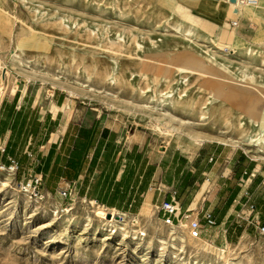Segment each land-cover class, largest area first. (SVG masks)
Returning <instances> with one entry per match:
<instances>
[{
  "label": "rangeland",
  "instance_id": "374dc122",
  "mask_svg": "<svg viewBox=\"0 0 264 264\" xmlns=\"http://www.w3.org/2000/svg\"><path fill=\"white\" fill-rule=\"evenodd\" d=\"M218 1L0 0V101L32 90L48 107L54 92L64 93L109 125L148 133L170 150L191 155L220 142L264 157L263 147L247 143L261 133L262 122L247 111L264 92V8L250 17L254 29L236 35L225 28L220 38L224 30L213 32L191 8L178 7L197 3L208 15ZM178 25L196 35L189 40ZM191 52L241 80L235 94L218 96L211 76L180 71ZM29 158L16 174L0 175V264H264V234L227 242L209 229L194 239L186 226L165 225L159 208L121 213L118 224L98 217L95 202L60 196V188L50 193L43 184L42 197H31L19 186L32 176L24 175Z\"/></svg>",
  "mask_w": 264,
  "mask_h": 264
},
{
  "label": "crops",
  "instance_id": "0c3cea01",
  "mask_svg": "<svg viewBox=\"0 0 264 264\" xmlns=\"http://www.w3.org/2000/svg\"><path fill=\"white\" fill-rule=\"evenodd\" d=\"M229 1L219 0L208 15L199 13L197 3L178 7L191 8L213 32L227 28L245 35L251 16ZM222 32L220 38L227 34ZM27 156L32 158L24 175L40 174L48 192L70 186L71 198L108 212L146 214L162 201H176L179 212L191 211V217L203 219L211 211L213 229L227 242L259 233L255 221L264 225V157L220 142L204 143L191 155L170 150L148 133L109 125L64 93L54 92L48 107L32 90H16L0 101V161L12 157L23 167Z\"/></svg>",
  "mask_w": 264,
  "mask_h": 264
},
{
  "label": "bare ground",
  "instance_id": "6f19581e",
  "mask_svg": "<svg viewBox=\"0 0 264 264\" xmlns=\"http://www.w3.org/2000/svg\"><path fill=\"white\" fill-rule=\"evenodd\" d=\"M237 1V7L238 8H241V9H244L245 10V12L249 15V16H251V17H254V16H256L257 15V12L255 11V9H257V7H259V8H264V0H258V2H257V4L256 5H247V4H243V3H241L240 2V0H236ZM176 5H177V3H176ZM243 7H245V8H243ZM237 8V9H238ZM55 15V14H54ZM60 18V17H59ZM62 22V21H61ZM62 26V25H61ZM63 27H65V26H63ZM67 27V26H66ZM65 29V28H64ZM93 30V29H92ZM177 30H178V32L180 31V32H182L183 31V33H184V36H186L189 40H192V38L196 35V32H195V30L193 29V28H188V29H182V25H178L177 26ZM75 32V31H74ZM93 33V32H92ZM96 33V32H95ZM94 33V34H95ZM221 49V48H220ZM231 52H234V54H236V50L234 51L233 49H231ZM247 52L248 53H250L251 52V49L249 48H247ZM154 54L153 55H155V56H160V52L159 51H154L153 52ZM144 56H145V54H144ZM142 57L141 59H144V60H146V57ZM150 60V59H149ZM170 65V64H169ZM221 69L222 70V72H223V76H224V78L217 72V69ZM178 69L180 70V71H190V72H203V73H205V74H207V75H209V76H211L212 78H214V81H213V87H214V89H215V94L216 95H218V96H221V95H224L225 93H234V91H233V88H235L234 87V85H233V83H235V82H240L241 80H239V79H237V78H235L234 76H232V74H230L231 72H229V70L227 69V68H225V67H219V66H217L216 64H214L212 61H210V60H208V62H205L204 60H203V57H202V55H200L199 53H193V52H191L190 53V55H187V56H185V58H184V62H183V64L180 66V67H178ZM250 78H254L253 76H250V75H248ZM229 82H232V83H229ZM225 84H228L229 85V87H230V89H227L226 87H225ZM242 86H244V87H248L249 86V84L248 83H244ZM259 87L260 88H263V85H259ZM71 95H75V96H77L78 94L76 93V91H74V90H71V89H66ZM107 92V91H106ZM227 93V94H228ZM235 94V93H234ZM233 94V95H234ZM246 94H248V95H251L250 93H246ZM80 95V94H79ZM251 97H253V96H251ZM250 97V98H251ZM167 102V101H166ZM175 102V101H174ZM262 102H264V92L262 93V95H259L258 97H256V98H253V99H251V102H250V104H249V106H248V113L250 114V116H249V118H251V119H253L254 120V117H257V118H259V120L262 122V124H261V129H260V131H261V133L257 136V137H255V138H253V137H248L247 138V143H251V145L252 146H257V147H263L264 148V118H262V117H264V111H260L259 109H258V107L261 105V103ZM171 104V103H170ZM246 111V110H245ZM243 129V128H242ZM246 130H248V129H246ZM201 136V135H200ZM195 137V136H194ZM205 138V137H204ZM195 140H196V143L198 144V145H201L202 144V142L205 140V139H203L202 137L201 138H195ZM232 140V139H231ZM233 142V141H232ZM239 143V142H238ZM241 144H243V143H241ZM253 147V148H254ZM262 150V149H261ZM258 152V151H257ZM70 209H72V208H68L67 210L69 211ZM112 215H113V217H112V219L111 220H106V221H108V222H116V223H120L119 221L120 220H117L116 219V216L117 215H120L121 213H118L117 211H115V210H110L109 211ZM95 213H96V215L98 216V217H101V218H105V219H107L106 218V215H107V213H108V210L106 211L105 209H103L100 205L97 207V209H95ZM126 217V216H125ZM121 218H122V216H121ZM116 226H117V224H116ZM119 226H121V225H119ZM176 227V226H175ZM123 229V228H122ZM172 231V230H171ZM173 232V231H172ZM179 234V233H178ZM183 242H184V240H183Z\"/></svg>",
  "mask_w": 264,
  "mask_h": 264
},
{
  "label": "built area",
  "instance_id": "2783aa9c",
  "mask_svg": "<svg viewBox=\"0 0 264 264\" xmlns=\"http://www.w3.org/2000/svg\"><path fill=\"white\" fill-rule=\"evenodd\" d=\"M240 2L247 5H256L258 0H240ZM231 24L236 28L239 25V20H234ZM247 27L252 30L255 28V25L253 22H249ZM19 169L20 162L15 158L10 157L8 162L0 161V175L16 174ZM42 185L43 179L40 174H33L28 180L19 183L23 192L36 198L42 197ZM71 193L72 189L70 186L59 190L60 196L64 198L70 197ZM158 208L165 225L186 226L190 237L194 239L201 238L204 232L217 226L216 218L211 211L205 212L203 219H200L198 217H191V211L180 213L176 201H162ZM250 209H255V205L251 204ZM252 225L258 229L260 234H264V225H259L257 221L252 223Z\"/></svg>",
  "mask_w": 264,
  "mask_h": 264
},
{
  "label": "water",
  "instance_id": "95a60500",
  "mask_svg": "<svg viewBox=\"0 0 264 264\" xmlns=\"http://www.w3.org/2000/svg\"><path fill=\"white\" fill-rule=\"evenodd\" d=\"M233 1H234V0H233ZM112 217H113V215H112L110 212L106 215V218H107V219H112ZM120 218H121L120 215H117V216H116V219L119 220Z\"/></svg>",
  "mask_w": 264,
  "mask_h": 264
}]
</instances>
